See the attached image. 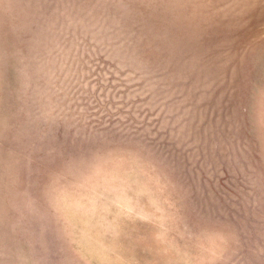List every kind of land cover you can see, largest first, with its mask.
<instances>
[{
  "label": "rangeland",
  "instance_id": "obj_1",
  "mask_svg": "<svg viewBox=\"0 0 264 264\" xmlns=\"http://www.w3.org/2000/svg\"><path fill=\"white\" fill-rule=\"evenodd\" d=\"M0 264H264V0H0Z\"/></svg>",
  "mask_w": 264,
  "mask_h": 264
},
{
  "label": "snow or ice",
  "instance_id": "obj_2",
  "mask_svg": "<svg viewBox=\"0 0 264 264\" xmlns=\"http://www.w3.org/2000/svg\"><path fill=\"white\" fill-rule=\"evenodd\" d=\"M241 114H239L235 118H233V126L234 127L237 123H240V115ZM68 175L72 176V175H74V173L69 172ZM42 188H43L42 185L40 187H38L34 191V195H38L39 192L42 190ZM29 208L33 212V214L38 215V213H36L35 209L31 207V204H29ZM184 225H185V228L188 231V233L191 236H193L194 238H198L199 236L204 235V232H205L206 228L208 227V223L203 218L192 219V218L186 217L184 219ZM135 227L140 228L146 232L150 226L147 224H137ZM35 228H36L37 232L43 233L42 244L46 247L48 241L54 239V234H53V236H49V234H48L47 220L41 219L40 223L35 225Z\"/></svg>",
  "mask_w": 264,
  "mask_h": 264
}]
</instances>
